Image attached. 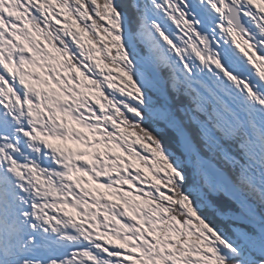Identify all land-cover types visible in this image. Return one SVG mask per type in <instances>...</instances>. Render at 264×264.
<instances>
[{
    "label": "snow or ice",
    "instance_id": "1",
    "mask_svg": "<svg viewBox=\"0 0 264 264\" xmlns=\"http://www.w3.org/2000/svg\"><path fill=\"white\" fill-rule=\"evenodd\" d=\"M0 264H264V0H0Z\"/></svg>",
    "mask_w": 264,
    "mask_h": 264
},
{
    "label": "rangeland",
    "instance_id": "2",
    "mask_svg": "<svg viewBox=\"0 0 264 264\" xmlns=\"http://www.w3.org/2000/svg\"><path fill=\"white\" fill-rule=\"evenodd\" d=\"M101 191H103V190H101Z\"/></svg>",
    "mask_w": 264,
    "mask_h": 264
}]
</instances>
